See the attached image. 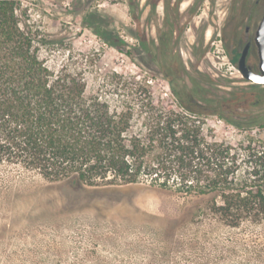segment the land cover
I'll return each instance as SVG.
<instances>
[{"label":"rangeland","instance_id":"1","mask_svg":"<svg viewBox=\"0 0 264 264\" xmlns=\"http://www.w3.org/2000/svg\"><path fill=\"white\" fill-rule=\"evenodd\" d=\"M191 2L182 18L161 2L142 25L127 0L24 6L56 42L43 51L51 68L72 61L90 91L112 72L138 75L157 101L193 110L215 126L218 140L243 148L247 138L264 137V100L242 98L238 88L248 84L222 44L236 0ZM141 31L143 41L136 37ZM189 203L143 184L77 188L1 168L0 264H264V219L231 226L211 215H185Z\"/></svg>","mask_w":264,"mask_h":264},{"label":"trees","instance_id":"2","mask_svg":"<svg viewBox=\"0 0 264 264\" xmlns=\"http://www.w3.org/2000/svg\"><path fill=\"white\" fill-rule=\"evenodd\" d=\"M55 43L24 0H0V169L77 188L169 190L189 199L185 215L231 226L264 219V137L243 148L218 140L215 126L157 101L135 74L112 72L90 91L72 61L50 67L43 51Z\"/></svg>","mask_w":264,"mask_h":264},{"label":"flooded vegetation","instance_id":"3","mask_svg":"<svg viewBox=\"0 0 264 264\" xmlns=\"http://www.w3.org/2000/svg\"><path fill=\"white\" fill-rule=\"evenodd\" d=\"M126 1V0H124ZM163 2L165 10H171L179 18L195 7L191 0H127L130 11L137 12L135 20L141 23L146 11L154 12ZM188 2L187 6H184ZM233 10L222 29V44L226 49L227 58L234 64L240 73L241 81L248 84L247 87H239L242 98H256V102L264 100V85L255 83L246 75H259L261 71V58L257 41L259 28L264 19V0H236L232 4ZM138 40H144L143 31L137 33ZM243 66L244 72L239 69ZM254 101V100H253Z\"/></svg>","mask_w":264,"mask_h":264},{"label":"water","instance_id":"4","mask_svg":"<svg viewBox=\"0 0 264 264\" xmlns=\"http://www.w3.org/2000/svg\"><path fill=\"white\" fill-rule=\"evenodd\" d=\"M259 39L257 41V45L259 48V54H260V58H261V71L262 73L259 75H253V76H249L245 74V70L243 68V66L239 65V69L244 72V74L252 79L255 83L258 84H263L264 85V19L262 20L261 24H260V28H259Z\"/></svg>","mask_w":264,"mask_h":264}]
</instances>
